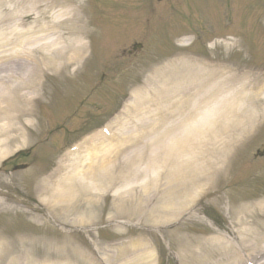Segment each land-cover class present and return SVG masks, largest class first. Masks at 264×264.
Returning <instances> with one entry per match:
<instances>
[{"label": "bare ground", "instance_id": "1", "mask_svg": "<svg viewBox=\"0 0 264 264\" xmlns=\"http://www.w3.org/2000/svg\"><path fill=\"white\" fill-rule=\"evenodd\" d=\"M14 1L17 2L16 0ZM43 1L34 3L30 10L31 13H35L37 17L46 15L47 11L50 13L51 21L53 22L50 25H53V28L49 32L55 35L56 39L54 37L51 38L55 40H51L48 37L44 38V40H33L31 37L36 35L37 30H32L30 28L27 30H20L22 32L17 30L15 32V41L8 39L4 40L1 34L4 30V22L13 19L18 20V17L16 10H9L6 15H1L0 13V73L8 62L7 60L4 61L6 57L2 55L5 46L15 45L16 41L21 37L24 38L25 45L23 47L31 45L39 46V53H41L40 60H38L40 65L39 68L43 67L41 65H44L54 72L58 70L66 71L69 66L80 61L85 55L86 50L82 40L83 32L80 23L78 25V22H80L78 8L72 4L74 0H49L46 4L43 3ZM0 3L1 9L3 0H0ZM43 6L45 7L43 8ZM57 7L58 9L56 10L55 8ZM60 19L63 20L59 21ZM64 22H70V24L64 26ZM48 27L44 31H46ZM60 29L65 31L64 34L61 33ZM188 40L189 39H184L182 42L186 43ZM42 42L45 43L43 44ZM185 43L181 44L185 45ZM21 58L29 62L32 67L37 63L36 58H32L31 56L28 58ZM180 67L181 69L190 71L189 81L185 80L183 84L177 83L176 85L174 82L172 86L163 83V86L155 92L154 98L161 100L162 103L165 102L166 106L173 109L175 107V97L181 98V96L185 94H190V96L185 99L189 103V108L185 109L184 107L182 109V111L185 110V112H189V123L184 134H182L184 137L170 140V137H161L157 134V140L150 148L143 146L136 136L131 135V138L128 139V134L125 132L126 127L120 128L117 135L111 136L112 139L116 137V142H109V144L102 146L108 147L104 149L103 153L97 154V151H94L96 149H93L92 151L83 152L81 155L74 156L72 160L70 158L71 169L68 170L69 167H67L68 171L59 176L54 188L48 186L47 182H43L37 187V190L47 195L45 198L41 197V201H43L48 210L53 212H64L72 207L73 204H94L97 201L96 192L99 188L97 183L104 185L109 182L107 186H110V184L114 186V191H116V193L122 192L127 193L129 196H133L138 183L141 184L145 180L147 182V192L152 189L159 190V185L155 187V182L158 181L159 178H164L163 192H168L171 199L169 203L163 206L164 200L161 199L157 201L155 206H151L147 209L139 208L137 211L140 215L143 213L148 214L149 222H154L157 224L156 226H161L172 223L183 213L188 212L189 206L196 198V193L202 192L207 187L214 186L218 176L222 174V170L224 169V160L218 157L217 152L220 151V148H211L213 144L218 142V134L212 135L209 133L219 128L218 126L216 128L214 127L207 133L208 127L219 124L216 123L215 120L211 122L208 121L209 114L212 113L209 107L211 104L218 105V103L221 102L219 105L220 112L221 109L224 110L225 114L227 111L230 117L228 116L229 118L222 125L220 131L227 130V126L232 124L229 121L234 117L244 115L245 113L248 114V112H255L258 109H260L262 113L264 112V88L258 87V90H256L257 86L254 85L251 90L245 87L244 91L226 90L220 92L217 87L223 84V80L219 72L209 71L211 74L217 75V81L213 84L210 81L211 78H203L201 76L198 67H195L194 70L185 63H181ZM27 70L31 75L32 69L28 67ZM2 80L3 79H0V83ZM9 82H12L11 79L5 82L7 86H9ZM179 84L181 85L178 86ZM174 88H176V90L172 91ZM9 91L13 93V97L12 94H7L6 97H3V89L0 88V101L2 102L3 99L6 100L10 96L12 97L10 100L13 99L14 102L18 104L23 95H16L14 89V92L12 90ZM138 96L139 94H134L133 104L141 101V99H146L143 95H141L140 98ZM185 100L183 101L184 104ZM225 103L226 106L222 108ZM130 107L129 105V109H131ZM161 110H163V104L157 109V112L159 113ZM169 113L170 112H167V114ZM199 114L202 115L201 120L203 122L208 121L205 130L198 126L200 124L198 123L197 115ZM192 117L194 122L192 121ZM143 119L146 118L142 117L141 120ZM139 120L140 118L136 119L135 122L137 123ZM160 121H162V119L158 122ZM158 122L151 127L158 125ZM13 125L14 120H12V118H9L8 115H4V113L0 114V149L5 141L10 139L14 130ZM173 131L176 132L177 130ZM217 133L219 132L217 131ZM123 136L125 139H123ZM193 145H196V147L193 148ZM192 149H196V151L192 152ZM204 149L207 150V153L212 155V157L209 155L211 158H205L206 151ZM145 153L151 155L148 160L146 159ZM1 154L0 150V156H2ZM5 154L6 153L3 155ZM77 160L78 162L75 163ZM143 162L146 163L143 164ZM171 189H173L172 192ZM128 190H130V192ZM144 191L143 189V192ZM46 197H49L50 200H47ZM145 198L147 200V197H144V199ZM0 209L5 211L13 210L11 206L2 202L1 199ZM136 209H133V211ZM228 209L229 213L234 216V224L237 226L245 224L247 217L251 218L256 216L260 218L258 224H256L260 228L258 232L242 229V231L238 232L237 236L239 242H242L246 247L249 246L252 248L251 251L253 254L251 253V256L253 257L249 256L248 258H253L257 261L259 256H263L260 258L263 262H261L260 259H258V261H260V264H264V203L256 204L250 208L248 206H243L241 208L228 207ZM161 217H163V220ZM89 221L90 220H86L82 217L77 223L79 224L78 226H81L86 225ZM248 223H254V221L251 222L248 220L246 224ZM212 242L213 246L222 249L217 252H221L225 256L226 251L224 246H226L227 241H223L221 237H214ZM16 251L17 249H13L9 242L0 238V264L17 263L16 258H14L17 257ZM128 252L129 248L123 249L119 252V255H124ZM132 254H134L133 251ZM150 255V251H142L141 257H149L152 259ZM7 257L12 258L7 262L5 259ZM235 258L238 263L237 257ZM45 259V261H49L51 257H45ZM229 259L235 262L234 259L229 257H222L221 264H231ZM77 261L79 264H88L81 259H77Z\"/></svg>", "mask_w": 264, "mask_h": 264}, {"label": "rangeland", "instance_id": "2", "mask_svg": "<svg viewBox=\"0 0 264 264\" xmlns=\"http://www.w3.org/2000/svg\"><path fill=\"white\" fill-rule=\"evenodd\" d=\"M17 0L15 2L14 0H3V6L0 9L1 15H6L9 10H16V14L18 17L17 19L13 20H7L4 22L3 25V31H2V38L15 41V32L17 30H24L30 27H35L37 24L35 23V15L31 13V6L35 2V0ZM83 2H90L91 0H79ZM139 1H145V0H139ZM192 1V2H191ZM264 0H241V4L243 5V22H246L247 19H250L251 13H256V8L252 9L253 6L258 7L259 4ZM187 2H191V6L189 7V10H192V19L201 18V16H207L210 17L211 14H214L219 11L218 8H215L216 3L215 0H188ZM233 0H225L226 5V12H228L229 6H231ZM1 4V3H0ZM185 6V10H186ZM232 12V10H230ZM257 16L261 19H264V8L259 11ZM49 18H46L44 20L41 19L43 24L48 23ZM86 20V19H85ZM86 23V21H85ZM155 25H157L156 22H154ZM87 26V23H86ZM85 26V27H86ZM92 29V27L89 28V30ZM217 31V30H216ZM20 32V31H19ZM218 32V31H217ZM258 33L260 35H256L255 33L251 37V41L257 45V42H259L258 50L256 51V55H258L257 59H254V62H249L248 65L252 67H263L264 66V26H260V29L258 30ZM257 33V34H258ZM178 28L173 27L172 31L169 33V39L173 41L177 36H179ZM38 35H41L40 38H45V35H42V33H38ZM216 37L220 36V33H215ZM205 37L204 41L210 42L214 40L215 38L212 37L209 33H204L203 35ZM234 37L242 38V35L238 34H232ZM49 37V36H48ZM109 38V31L105 30L103 36L101 37L102 40H107ZM34 40V38H32ZM39 40V39H38ZM37 40V41H38ZM97 32L93 35L92 41L90 40L92 46L97 51ZM16 45H9L5 46V49L3 50L4 56H9L12 51L14 50H21V46L24 44V38L21 37L18 41H16ZM22 44V45H21ZM21 45V46H20ZM164 47L168 48L169 44L164 45ZM170 47H172L170 45ZM245 46L243 44L239 45L238 49L242 50ZM202 48H198L197 54L203 55L205 52L201 50ZM160 48L158 46L155 47L151 51L153 53V58L151 59V62H158L163 61L165 56L160 55ZM15 52V51H14ZM2 54V55H3ZM1 56V55H0ZM94 57L97 58V53H94ZM7 59H4L6 61ZM9 60V59H8ZM8 66L5 65L4 68H2L1 73L7 72L9 69L14 67V70H18L19 68L16 66L17 61L15 60H9L7 62ZM130 64V63H129ZM97 65V60H91L88 64V71L94 68ZM106 66H109V63L106 64ZM152 66V65H150ZM124 71L122 72L121 70ZM130 70L132 72L139 71L144 73V68H140V64L135 63V67L132 65H123L121 68L118 66L117 71L119 75L125 74L127 75V70ZM19 79L24 78V74H19ZM2 76H0L1 78ZM120 79L123 77H119ZM217 78V76H215ZM214 78L212 77L211 81ZM216 80H214V83ZM66 83V82H61ZM156 85H159L158 82L153 83L149 86H146L144 89H147L152 93L153 89ZM140 85H137V88H139ZM46 96L49 95L48 92L45 94ZM50 97H47V100L50 101ZM244 117H241L240 120H243ZM23 132L20 134L15 133L14 139L5 147L4 150L11 151L16 146H21V149L24 148H31L33 152H35L39 144L37 142L44 141L46 134L42 132V129H38L36 127L37 124L42 125V122L40 120V114L37 115V117H26L23 118ZM255 121H257L255 124L259 125L263 118H260L259 116L253 118ZM156 121V119H154ZM170 119H167L166 126H172L169 125ZM177 120V119H176ZM251 119L249 118L248 121ZM252 121V120H251ZM248 122L245 125H242L244 127L239 128L238 130H233L231 133H228V137L236 138L240 135V132L247 127H252L251 123L254 122ZM154 122V121H153ZM246 123L245 121L241 122L240 124ZM250 125V126H249ZM255 125V126H256ZM151 127V126H149ZM146 128L145 130H140L139 132H134L132 136H136L138 141L141 142V144L145 147H150L154 145L157 134H164L162 137H171L174 136L171 134V132L163 133L164 131H160L161 133H157L156 131L160 130V128L156 129L155 131H152L151 129ZM164 127V128H165ZM163 127H161V130H164ZM171 127H168L170 129ZM25 134H27L29 145L25 147L23 143L19 140L20 136L24 135L25 140ZM128 137L131 136V132H128ZM225 136V137H226ZM121 138V137H120ZM123 139L125 137L123 136ZM264 141H262L263 143ZM37 143V144H36ZM103 143V142H102ZM97 144V149L94 151H97V154H101L104 152V149L108 147H102L103 145L107 144ZM120 143V142H119ZM261 141L258 143V145L262 144ZM264 145V143H263ZM146 159H149V156H151L149 153H145ZM61 158L60 152H57L56 150L52 152V163L51 166L48 168H51L55 164L57 165L59 162V159ZM147 162V161H146ZM146 162H143L145 164ZM55 165V166H56ZM149 165V164H148ZM45 179V177H43ZM42 179V178H41ZM222 181L217 182L216 189L220 190L222 194L224 193L225 197L221 195V199H219L218 195L211 194L212 196H209L208 198H202L204 195H206L207 192L204 193H196V197L202 198V207H196L195 212H193L190 216H183L179 221L176 220L172 223L174 224H168L165 226V228L157 227L156 223L154 222H148L145 221L146 216L144 215V218H141L140 214H136L137 212H134L130 214V209L127 204H124L121 202L122 199L126 198L127 193H116L114 195L112 189L114 186L110 184V186H107L109 182L105 183L104 185H99V188L97 189V205L93 210H91V217L87 218L88 220L93 219L92 227L93 229L87 231V232H80L81 238L88 240L91 242V246L98 245L99 247H103V241L107 238H115V240L128 243L132 238L134 241V245L138 244H145V241L147 240L149 243V249L150 251H156L157 253L154 254V258L151 262V264H181L180 263V257H206L202 243L206 241L205 235L206 231L208 233L213 234V236L221 237L224 241H227L226 246H224V249L226 251V255L224 256L221 252H215L212 253V257H214V264H221L222 257H229L231 259H234L235 262H231V264H238L236 262L235 257H244L242 254L250 255L252 253L251 247L245 246L242 242H239L238 239V232L247 229L251 231L258 232L260 228L256 225L258 224L260 218L259 217H247V221H251L254 223H248L243 224L241 226H237L234 224V216L228 212L227 206L236 204V205H242L247 204L251 202H258L261 199L264 198V163H252L249 161L248 156L246 154H241L238 156L236 160L233 161L232 166L229 169V172H226L222 176ZM6 183L8 181H5ZM51 184H55L54 182H51ZM3 185V184H2ZM37 185V182L35 186ZM145 181L143 183H138L137 189L135 193H133L136 198H134L135 201L137 199H140L142 202H139L140 206L143 204H147L149 207L155 206L158 200H164L163 206L169 203L171 200L169 197L168 192H163L164 188V178H159L158 181L155 182V187H157L160 190L152 189L151 191L147 189H144L143 186H145ZM105 186V187H104ZM140 186V187H139ZM1 190L3 191V198H7L9 200L15 201L16 203H20L19 197L25 196L32 198L36 196V189L34 188L32 190H28L26 187V183L23 179L19 180L14 187L4 185H0ZM145 190L143 192V189ZM142 189V190H141ZM193 189V188H191ZM130 192V190H128ZM191 191V190H189ZM128 192V193H129ZM151 192V193H150ZM149 193V194H148ZM124 195V196H123ZM180 195V194H178ZM144 197H147L144 199ZM121 200H118V199ZM226 198V199H225ZM204 199V200H203ZM220 200L221 202H219ZM227 200V202L225 201ZM137 204V203H136ZM18 206V204H17ZM193 207V206H192ZM190 208V212L194 210L195 207ZM21 208H24L23 205H21ZM132 208V207H131ZM250 208V207H249ZM27 215L28 213L24 211ZM118 213L124 214L123 217H119ZM28 221L29 223L39 226L42 228H37L35 226H32L28 224L25 220L19 219V214H0V219L3 220L6 218V225L0 223V230L2 231V234L0 237L7 240L11 243L12 248H15L19 246V249H17V260L18 262L16 264H48L53 263L55 264V261H45L43 258V250L44 247H46L47 243L53 244L56 247L60 245L59 241L62 239V236L66 234L67 231L65 230L67 225L71 222L68 220L69 218L72 219V214H69L67 212L57 213L55 214L56 217L52 221H43V219L39 217H34L32 214L33 212H29ZM135 214V215H133ZM211 218H210V217ZM130 217V218H129ZM11 219V222H8L7 220ZM13 219V220H12ZM163 220V217H161ZM18 220L15 224H12L13 221ZM67 220V221H66ZM23 221V222H22ZM189 221H195V224L193 225H187ZM21 222V223H20ZM186 222V223H185ZM107 226V230L109 233H102L99 232V235H97V227L100 226ZM70 226V225H69ZM64 231L65 234L62 232ZM6 234V235H5ZM133 234L134 237H130V235ZM8 235V236H7ZM15 238V240H12L10 237ZM61 236V237H60ZM74 236V234L72 235ZM18 237V242L16 241ZM21 238V239H20ZM65 246L72 247L71 243H74V237H70V240H67L64 236ZM119 238V239H118ZM184 238H188L190 242L188 244H185L182 242ZM16 245H15V243ZM32 244V245H31ZM86 244V243H85ZM211 243L208 242V250H210ZM213 248V247H212ZM242 249V250H241ZM244 249V250H243ZM222 249H219L218 247L214 246V251H219ZM249 250V251H247ZM202 253V254H200ZM253 254V253H252ZM22 257V258H21ZM30 259L28 262H24V258ZM210 257V251L209 255ZM11 257H7L6 261L9 260ZM20 260V263H19ZM22 261V262H21ZM228 261V262H229ZM238 261V260H237ZM233 262V263H232ZM263 262V261H262ZM240 264L241 259H240Z\"/></svg>", "mask_w": 264, "mask_h": 264}]
</instances>
